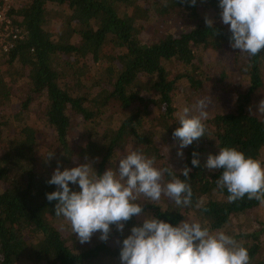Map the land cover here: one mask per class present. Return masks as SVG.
<instances>
[{
    "label": "trees",
    "instance_id": "16d2710c",
    "mask_svg": "<svg viewBox=\"0 0 264 264\" xmlns=\"http://www.w3.org/2000/svg\"><path fill=\"white\" fill-rule=\"evenodd\" d=\"M218 3L17 0L10 8V21L22 38L12 40L0 56V264L121 263L120 244L109 242L114 237L122 242L130 235L134 216L125 222L123 233L112 225L107 242L97 232L81 244L68 221L55 216L57 201L46 199V193L57 190L47 180L58 163L61 171L91 163L102 175L113 169L116 156L138 149L148 158L154 156L156 167H168L180 179L181 170L191 168L186 181L192 189L190 206H176L165 196L155 202L146 197L137 201L152 217L173 226L193 214L196 222L215 233L233 216L264 204L247 196L228 200L227 191L215 182L222 170L203 166L201 139L183 149L176 170L164 147L155 142L157 129L173 139L180 126L174 113L175 83L184 79L191 90L200 91L203 81H214L197 49L215 52L230 46L231 33L221 21ZM206 18L213 21L212 27ZM171 19L182 21L180 31L155 35L154 23L165 25ZM148 30L153 36L141 41V33ZM231 52V68L246 84L227 83L234 107L207 117L205 133L218 152L234 147L259 161L264 120L246 106L264 99V49L251 58L238 49ZM31 107L50 129L49 141L42 129L26 122ZM72 130L80 132L78 142ZM40 144L41 153L36 151ZM193 152L199 154L198 167L191 165ZM49 153L54 155L47 160ZM170 179L165 174L163 184ZM70 188L80 190L76 185ZM263 231L261 224L247 234H226L248 250L249 264H264V246L258 240Z\"/></svg>",
    "mask_w": 264,
    "mask_h": 264
},
{
    "label": "clouds",
    "instance_id": "9594fccd",
    "mask_svg": "<svg viewBox=\"0 0 264 264\" xmlns=\"http://www.w3.org/2000/svg\"><path fill=\"white\" fill-rule=\"evenodd\" d=\"M190 3L194 6L196 0ZM218 7L222 23L229 26L230 47L249 58L258 56L264 49V0H219ZM205 22L212 27L213 21L206 18ZM192 107L198 110V115H190L191 109L184 107L178 114L180 126L172 133L173 139L179 141L177 155L181 157L182 149L205 136L206 100L200 99ZM255 113L264 115V99L259 101ZM53 155L49 153L47 160ZM198 155L192 153L193 167L199 166ZM155 165L154 156L148 158L138 149L126 152L119 159L118 170L110 168L102 175L97 174L91 163L63 171L58 163L47 180L57 190L46 193V199L57 201L55 216L68 221L81 244L90 242L97 232L99 239L107 242L112 225L123 233L125 222L142 213L137 203L141 195L149 202L160 201L165 196L176 206L192 204V189L186 182L191 168L185 166L181 170L184 179H180L170 168ZM205 167L222 170L215 182L221 191H227L229 201L247 196L264 203V166L259 161L237 148L223 147L217 155L208 156ZM165 174L171 179L163 184ZM70 184L80 190H72ZM117 243L121 264H249L250 259L248 250L232 236L223 231L213 233L189 220L173 226L148 217L142 226H133L130 235Z\"/></svg>",
    "mask_w": 264,
    "mask_h": 264
},
{
    "label": "rangeland",
    "instance_id": "374dc122",
    "mask_svg": "<svg viewBox=\"0 0 264 264\" xmlns=\"http://www.w3.org/2000/svg\"><path fill=\"white\" fill-rule=\"evenodd\" d=\"M8 2L11 4V6H15L17 3V0H8ZM182 21L179 19H171V22H168L165 25H159L158 23H154V31L155 35H158L163 32H171V33H177L180 31V25ZM152 30V32H153ZM153 36V33H150V31H143L140 35V40L144 41L147 38H150ZM159 36V35H158ZM198 54L200 55L202 62V66L204 70L210 69V75H214V81H203L202 87L200 88V91L191 90V88L188 86L187 82L184 79H180L175 83V88L173 91V102L175 105V115L178 116L179 113L182 112L184 107H189L191 109L190 115H198V110L193 105L196 104V102L200 99H205L207 103L206 111L208 112V116H211L214 113L221 112L226 110L228 107H234V104L231 102V93L228 92V90L225 88L228 82H231L232 85L237 86L241 83V85L246 84V79H244L242 76H240L234 69L231 68V47L225 46L224 48L217 50L215 52H212L210 50H207L205 52H201L197 49ZM221 71V72H219ZM222 74V77L218 79V76ZM251 106V112L255 113L258 111V105L255 106V104L248 103L246 106V109L248 111L249 107ZM26 116V122L30 125L36 126L39 130H43L45 133V140H50V129L44 126L37 114L35 113V110L33 107L29 108L27 111ZM262 120H264V115H258ZM160 129H157V138L155 140L156 144L158 146L164 147L165 151L171 158L170 167L173 169L180 168V159L181 156H178L177 153L180 151L179 149V142H175L172 138H167L164 136L162 131L159 132ZM71 134L74 136V142H78L77 139L80 136L79 131L72 130ZM202 144L205 145V151L202 154V163L205 167L206 161L209 155H217L218 151L215 148L214 143H209L211 141L210 137L207 136L205 133L204 137H201ZM43 150V145H37L36 151L41 153ZM183 151V149H182ZM126 153L116 156L112 163H113V169L118 170L119 166V159L122 158ZM259 161L264 166V147L260 150L259 153ZM156 166V165H155ZM206 170H209L207 167H205ZM213 171V170H210ZM161 183H163L161 181ZM145 198L144 196H140L139 201H142V199ZM152 217L149 211L143 210L141 214L138 216H134V223L135 226H142L143 221L148 218ZM195 216L193 214H189L187 220L190 222H196ZM256 222H259L258 224H255ZM261 224H264V204H259L256 207L246 211L245 213L235 215L233 216L229 223L225 225L223 229L220 231L223 232H229L230 233H244L247 234L248 232L252 231L253 229L259 228ZM114 241L109 242L111 245L116 246L118 243L113 238ZM250 239L248 238V241ZM258 240L261 245L264 246V231L262 233H259ZM121 264V263H120Z\"/></svg>",
    "mask_w": 264,
    "mask_h": 264
},
{
    "label": "built area",
    "instance_id": "2783aa9c",
    "mask_svg": "<svg viewBox=\"0 0 264 264\" xmlns=\"http://www.w3.org/2000/svg\"><path fill=\"white\" fill-rule=\"evenodd\" d=\"M12 8L8 0L0 2V56L9 50L13 41L22 38L20 29L14 26L8 16V11Z\"/></svg>",
    "mask_w": 264,
    "mask_h": 264
}]
</instances>
